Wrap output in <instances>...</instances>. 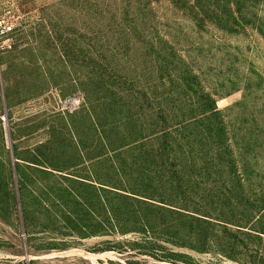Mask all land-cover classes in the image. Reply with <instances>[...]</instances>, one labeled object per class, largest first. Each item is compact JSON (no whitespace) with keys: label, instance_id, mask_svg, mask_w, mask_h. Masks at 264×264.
Segmentation results:
<instances>
[{"label":"rangeland","instance_id":"374dc122","mask_svg":"<svg viewBox=\"0 0 264 264\" xmlns=\"http://www.w3.org/2000/svg\"><path fill=\"white\" fill-rule=\"evenodd\" d=\"M242 5L233 29L227 0H0V264H264V0Z\"/></svg>","mask_w":264,"mask_h":264},{"label":"trees","instance_id":"16d2710c","mask_svg":"<svg viewBox=\"0 0 264 264\" xmlns=\"http://www.w3.org/2000/svg\"><path fill=\"white\" fill-rule=\"evenodd\" d=\"M171 1L176 5L184 7V9L190 10L192 8H197L195 4L203 0H191L192 2H189L190 0H171ZM248 1L253 2L254 0H227V5L232 6V9L229 7V14H228L229 17L223 18L216 16L218 23H223V25H227V26L232 24L233 26L232 28L235 29L234 27L242 23L241 22V13H242L241 8L243 6L242 4H245ZM113 104L115 103L113 102ZM104 109L106 113H108L107 108L104 107ZM91 126L95 128V131L98 130V136L101 139L102 145L107 151L108 155H110L112 158L117 157L120 151V147L117 148V146H119L120 144H118L119 142H116V140L112 138L109 130L102 129L103 127L102 120L98 117L94 118L92 116ZM120 197H124V195L113 189L112 186H105L103 206L105 209V221H106L105 231L107 232H112L114 230L116 231L118 228L124 225L125 221H123V214H125V212L120 201H118L119 200L118 198Z\"/></svg>","mask_w":264,"mask_h":264},{"label":"built area","instance_id":"2783aa9c","mask_svg":"<svg viewBox=\"0 0 264 264\" xmlns=\"http://www.w3.org/2000/svg\"><path fill=\"white\" fill-rule=\"evenodd\" d=\"M14 32V28L12 23L9 21H5L2 17H0V49L4 48L9 42L8 35Z\"/></svg>","mask_w":264,"mask_h":264}]
</instances>
